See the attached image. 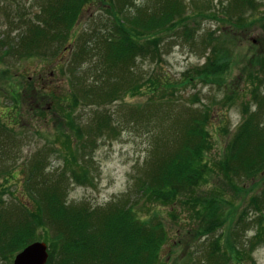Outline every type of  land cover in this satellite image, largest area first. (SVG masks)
<instances>
[{"label":"trees","instance_id":"1","mask_svg":"<svg viewBox=\"0 0 264 264\" xmlns=\"http://www.w3.org/2000/svg\"><path fill=\"white\" fill-rule=\"evenodd\" d=\"M92 1L39 0L35 14L20 19L16 42L11 40L3 52L20 59L70 53V88L63 93L68 98L63 101L62 96L58 103L60 97L49 93L45 86L39 85L40 90L31 86L23 88V100L29 106L31 98L39 104L50 99L59 106L68 103L73 112L79 105L96 110L146 89L151 98L145 104L128 105L125 122L131 130L140 128L150 139L148 155L142 165L134 168L127 194L96 206L68 204L67 189L60 192L45 176L37 177L44 160H36L24 180L33 203L24 206L21 219L18 216L12 225L0 229L1 258L8 261L15 252L42 237L49 247L46 264H178L176 257L161 255L170 233L158 214L149 210L151 205L166 208L167 214L185 225L180 228L188 239L187 249L194 243L203 248V253H189L187 263L253 264L251 254L264 234V89L255 85L251 88L252 111L245 110L222 158L212 159L209 153L214 143L209 128L214 122L209 107L177 110L157 98L160 92L174 95L179 88L177 82H185L188 73L175 83H162L155 75L142 79L136 68L139 61L161 57L166 37L193 40L197 28L192 22L195 17L208 18L207 10L186 13L183 0H98L107 22L95 24L96 17H91L90 29L77 32L84 7ZM255 2L235 0L230 9L226 7L214 16L227 15L235 28L245 27L251 16L244 19L243 15ZM231 11L236 12L230 15ZM0 46H4L2 40ZM226 50L218 43L211 44L207 63L197 69L198 80L227 82L230 53ZM187 81H192L191 77ZM19 96L11 95L12 123L21 116L20 103L15 99ZM39 115L43 117L45 111ZM62 124L76 133V157L72 162L77 168H72L71 176L77 182L79 178L88 180V168L78 163L77 155L80 151L91 152L98 140L118 135L120 122L110 112L98 110L85 123L73 118L71 112ZM57 126L62 131V125ZM211 126L216 127L215 123ZM3 127L7 129L0 124V147L6 144L1 135ZM61 133L68 139V132ZM5 173L0 169V177ZM66 178L61 176L55 182L61 185ZM4 180L10 182L6 177ZM248 180L251 184L246 183ZM259 184L260 189L253 192ZM252 232L248 237L247 233ZM180 244L176 242L173 248L176 250Z\"/></svg>","mask_w":264,"mask_h":264},{"label":"rangeland","instance_id":"2","mask_svg":"<svg viewBox=\"0 0 264 264\" xmlns=\"http://www.w3.org/2000/svg\"><path fill=\"white\" fill-rule=\"evenodd\" d=\"M38 1L0 0V41L2 40L4 44L0 46V124L7 127V129L4 127L1 129V135L3 140H6V144L0 147V169L8 172L0 177V229L4 225L14 223V218L20 214L22 206L32 205L33 202L25 191L24 180L28 176V169L36 160H44V168L40 170L41 173L36 174L37 177L41 179L45 176L48 182L51 181L50 184L58 187L60 192L67 189L68 204L105 205L127 194L131 189L134 168L144 163L148 155V145H150V139L141 132L140 128L131 130L125 122L126 113L130 107L128 105L145 104L151 98V94L146 89L137 96L129 94L122 96L121 100L96 110L94 107L79 105L73 112L68 103L59 106L50 99L39 104L40 101L36 102L37 100L31 98L32 108L28 102L25 103L23 93H26V89L23 88L30 89L34 86L40 90L39 85L45 86L49 93H55V96L60 97L58 103L62 96L63 101L68 98L64 95L70 88L69 52H61L55 56L40 55L21 59L14 54L3 52L8 50L11 40L12 43L16 42L14 39L21 30L18 27L20 19L26 20L27 17H32L37 11L36 7L39 6ZM145 1L137 0V3ZM183 1L186 4V13L194 14L197 9L207 10L205 15L208 18L203 20V17H195V22H192V25L197 28L194 39L166 37L160 48L161 57L156 61H139L136 68L142 79L155 75L162 80V83L165 80L175 83L184 73H188L185 82H177L179 88L174 95L170 92L169 94L160 92L157 98H163L160 99L161 102L172 104L177 110L190 106L192 108H202L204 105L209 107V113L212 115L211 122L216 125L211 129V125L214 124L211 123L209 128L214 143V149L209 153V157L218 160L222 158L229 139L241 122L245 110L252 111L253 86L264 89V0H255L253 8L243 15L244 19L246 16L251 17L246 18L247 26L242 28H235L227 15L223 17L221 13H218L214 16L215 12H220L226 7L230 9L235 0ZM208 10L212 11L208 12ZM129 11L132 13V9ZM235 12L231 11L229 14L232 15ZM91 17H96L95 24L107 22L108 17L98 0L85 5L80 24L75 30L80 32L92 26ZM210 35L215 40L210 41ZM217 43L230 53L229 61H226L228 63L227 82L204 83L197 79V69L204 68L208 56L211 55L209 52L211 44ZM259 56L263 57L259 58ZM258 58L261 59L260 63ZM188 77H191L192 81H187ZM13 88H17L16 91ZM12 94L20 95V98L15 97L20 103L21 111V116L16 123L9 120L11 118L9 111L13 108ZM42 110L45 111V115L40 117ZM98 110H106L115 116V119L120 122L117 127L119 133L115 137L108 136L98 140L91 152L80 151L81 154L77 155L78 163L88 168V180L79 178L77 182L71 176L72 168H77V163L72 162V157H76V133L69 132L62 123L66 122V116L71 112L73 118L85 123L90 115ZM57 123L62 125V131ZM61 132H68V139ZM8 141L10 142L7 143ZM66 161H68L67 165ZM13 175L15 179L11 180ZM61 176L67 177V182L58 185L55 180ZM4 177L10 182L5 181ZM246 183L251 184V181L248 180ZM260 187V184L254 186L253 192H257ZM232 202L237 201L232 200ZM148 207L150 211L155 212L154 214H158L169 228V241L162 249V257L174 256L178 264H192V262H186L188 254L193 252V255L194 253L196 255L202 252L203 248L197 245L199 243H194L190 249H187L185 243L188 239L180 228L185 225L167 214L166 208L151 207V205ZM252 234L253 232L247 233V236L250 237ZM176 242L181 244L175 250L173 247ZM251 258L254 261L253 264H264V234L259 245L254 248ZM9 259H12V255L8 257V261L1 258L0 249V264H8Z\"/></svg>","mask_w":264,"mask_h":264},{"label":"water","instance_id":"3","mask_svg":"<svg viewBox=\"0 0 264 264\" xmlns=\"http://www.w3.org/2000/svg\"><path fill=\"white\" fill-rule=\"evenodd\" d=\"M47 257L46 245L35 242L18 253L13 264H45Z\"/></svg>","mask_w":264,"mask_h":264}]
</instances>
